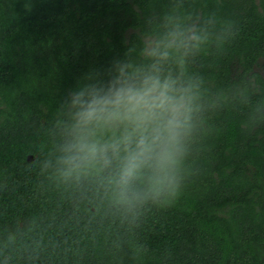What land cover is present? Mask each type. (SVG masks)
Segmentation results:
<instances>
[{"label":"trees","instance_id":"1","mask_svg":"<svg viewBox=\"0 0 264 264\" xmlns=\"http://www.w3.org/2000/svg\"><path fill=\"white\" fill-rule=\"evenodd\" d=\"M199 82L169 204H117L54 167L69 91L148 62ZM0 264H264V0H0Z\"/></svg>","mask_w":264,"mask_h":264},{"label":"clouds","instance_id":"2","mask_svg":"<svg viewBox=\"0 0 264 264\" xmlns=\"http://www.w3.org/2000/svg\"><path fill=\"white\" fill-rule=\"evenodd\" d=\"M179 24L148 50L138 66L114 61L110 78L73 87L68 119L54 167L64 180L95 176L117 204H169L180 195V166L199 110V82L166 69L174 57L182 69L188 41Z\"/></svg>","mask_w":264,"mask_h":264}]
</instances>
